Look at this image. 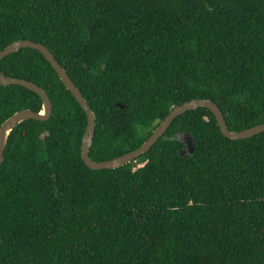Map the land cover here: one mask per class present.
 Listing matches in <instances>:
<instances>
[{
  "label": "trees",
  "instance_id": "trees-1",
  "mask_svg": "<svg viewBox=\"0 0 264 264\" xmlns=\"http://www.w3.org/2000/svg\"><path fill=\"white\" fill-rule=\"evenodd\" d=\"M18 39L43 44L85 100L93 161L190 99L214 102L229 130L264 122V0H0V50ZM0 74L51 104L5 138L0 264H264V131L224 137L196 107L133 161L90 169L85 113L47 60L21 47ZM20 109L40 97L0 85V123Z\"/></svg>",
  "mask_w": 264,
  "mask_h": 264
},
{
  "label": "water",
  "instance_id": "water-1",
  "mask_svg": "<svg viewBox=\"0 0 264 264\" xmlns=\"http://www.w3.org/2000/svg\"><path fill=\"white\" fill-rule=\"evenodd\" d=\"M21 47H30L36 49L47 60L52 69L56 72L60 81L63 83L64 87L70 92L75 101L84 111L86 117V125L80 143V158L82 162L90 169H111L133 161L140 154L144 153L155 142V140L164 133L170 121L175 116L181 114L186 110H191L196 107H205L212 113L215 122L224 137L230 139H242L250 137L258 132L264 131V122L238 131L229 130L225 125L220 110L214 102L208 99L195 98L172 107L171 110L165 115V117L152 129L149 136L136 148L111 159L93 161L88 157L87 152L93 134L94 117L85 100L73 85L64 69L60 67V65L55 61L48 49L41 43L33 42L28 39H18L12 43L7 44L0 50V59L8 53L15 52ZM82 65L84 66V64ZM7 84H17L35 92L41 99L42 109L39 112H34L29 109L17 110L0 123V162L2 160V152L6 135L15 124L26 119L45 120L48 118L51 111V104L47 95L40 87H38L34 83L14 77H2L0 74V85L4 86ZM186 149L189 150V152L191 151L189 147Z\"/></svg>",
  "mask_w": 264,
  "mask_h": 264
},
{
  "label": "clouds",
  "instance_id": "clouds-1",
  "mask_svg": "<svg viewBox=\"0 0 264 264\" xmlns=\"http://www.w3.org/2000/svg\"><path fill=\"white\" fill-rule=\"evenodd\" d=\"M136 131L138 134L143 135L145 132V128L143 127V125H140L137 127ZM147 163H148V161H144L143 163H140L138 166H133L131 168L132 173L135 174L136 171L138 170V168L142 169Z\"/></svg>",
  "mask_w": 264,
  "mask_h": 264
},
{
  "label": "rangeland",
  "instance_id": "rangeland-1",
  "mask_svg": "<svg viewBox=\"0 0 264 264\" xmlns=\"http://www.w3.org/2000/svg\"><path fill=\"white\" fill-rule=\"evenodd\" d=\"M177 138L180 141H182V142H184L186 144V146H187L186 148L189 147V145H190V138H189V136H186V135H177Z\"/></svg>",
  "mask_w": 264,
  "mask_h": 264
}]
</instances>
